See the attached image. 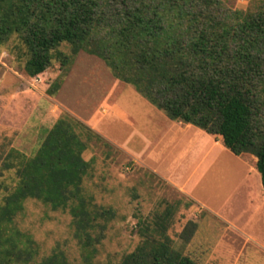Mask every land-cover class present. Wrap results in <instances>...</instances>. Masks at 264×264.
Returning <instances> with one entry per match:
<instances>
[{"label": "trees", "instance_id": "16d2710c", "mask_svg": "<svg viewBox=\"0 0 264 264\" xmlns=\"http://www.w3.org/2000/svg\"><path fill=\"white\" fill-rule=\"evenodd\" d=\"M14 38L32 79L55 62L68 67L81 52L98 57L172 121L221 138L236 156H254L264 187V0L245 10H228L223 0H0V45ZM95 143L111 147L63 114L35 156L8 153L0 170V264H70L57 250L41 258L40 245L17 227L30 200L68 212L87 260L97 254L117 213L85 196L94 168L84 154ZM6 173L14 174L13 187ZM173 215L167 208L141 219V243L116 264H197L174 247Z\"/></svg>", "mask_w": 264, "mask_h": 264}, {"label": "rangeland", "instance_id": "374dc122", "mask_svg": "<svg viewBox=\"0 0 264 264\" xmlns=\"http://www.w3.org/2000/svg\"><path fill=\"white\" fill-rule=\"evenodd\" d=\"M223 2L228 10H245L252 0ZM61 50L71 55L70 46L64 45ZM25 63L23 47L17 38L0 45V170L12 149L28 157L35 156L58 119L63 114L72 116L66 107L70 106L78 116L86 117L87 111L95 116L107 103L106 98L101 100L104 90L103 85L99 86L98 81L103 80L99 74L112 72L96 56L81 52L68 67L55 62L45 74L35 79L26 74ZM126 87V92L118 100L124 101V107L127 106L135 116V121L126 126L124 134L111 126L109 132L121 145H125L130 129L141 132L149 140L148 151L141 158L134 157L121 145L107 140L111 147L95 143L84 154L85 160L92 162L94 168L92 177L84 183L85 196L93 198L98 206L114 209L117 218L109 225L105 239L97 247V254L87 260L75 238L70 214L55 212L37 201H28L16 224L40 245L41 258L57 250L66 255L70 264L120 263L141 243L138 222L172 208L174 215L169 236L174 247L197 264H264V248L253 240L256 236L247 219L264 197V190H260L264 188L257 170V159L252 155L236 156L227 148L217 147L212 136L209 135L211 139L207 142L198 137L195 130L180 128H175L168 135V141H164L167 146L172 140V148L157 157L152 124L158 120V129L164 130L167 127L164 121L169 118L133 86L126 84ZM148 109L155 111L158 119L146 116ZM100 130L104 136H110L103 128ZM132 146L137 152L144 148L138 139L132 142ZM180 164L183 167L178 173L176 170ZM250 170L258 175L257 181L248 179ZM165 178L168 181L176 179L179 185H184L187 193L200 205L193 203L194 206L188 208L192 199L163 180ZM3 180L12 187L16 184L13 173H6ZM214 214H222L230 221ZM192 224H197V228L190 238L194 230ZM255 225L258 237L264 242L261 215Z\"/></svg>", "mask_w": 264, "mask_h": 264}, {"label": "crops", "instance_id": "0c3cea01", "mask_svg": "<svg viewBox=\"0 0 264 264\" xmlns=\"http://www.w3.org/2000/svg\"><path fill=\"white\" fill-rule=\"evenodd\" d=\"M109 74V73H108ZM112 74V73H110ZM107 75L106 73H100L99 77H102V81L101 79L98 81L99 82V86L103 85V93H102V99H107V103L105 104V107L103 108L102 111H100L99 113H97L95 116L92 115V113L88 112L86 113V117H80L78 116V114L76 112H74L73 110H71V108L66 107L68 113L72 114V117L76 118L77 120L81 121L82 123H84L85 125H87L88 127H90L92 130H94L96 133H98L101 137H103L106 141H110L113 142L116 145H121L120 142H117L114 139V134L112 135L111 132H109L108 127H116L117 130H121L124 134L125 129H127L126 126L131 125L132 123H134L135 121V116L133 114H131L129 112V110H127V106L124 107L123 103L124 101H120L118 100V97L122 96L125 92H126V84H124L123 82L119 81L118 79H116L114 77V75ZM100 94H101V90H100ZM101 96V95H100ZM146 100V99H145ZM68 103V102H67ZM69 105V103H68ZM143 106V108H145V105H141ZM146 116H148L149 118L153 119L154 117H157V114L155 113V111H153L152 109H148L146 111ZM158 119V117H157ZM160 119L162 120H166L165 117H161ZM155 120V119H154ZM161 120V121H162ZM170 120V121H169ZM167 119L166 121H164L167 124V127L164 130H159L158 129V120L154 121V129H155V136H154V143L156 146V156L158 157V155H160V153L165 154L166 151L170 150L172 148V140H170L171 142H167V146H164L165 142L164 141H168V135H170L172 132H174L173 130L175 128H180L181 130L184 129V131H188V130H195L198 134V137H202L203 140L205 139L207 142L211 139V135L209 136V134H207L206 132H204L201 129H194L195 126L193 125H188V124H184V123H173L174 121H172L171 119ZM160 122V121H159ZM186 125V126H185ZM106 129H105V128ZM160 127V126H159ZM100 128H103L110 136L106 137L104 136V134H102ZM197 128V127H196ZM129 130V129H128ZM131 133H128V138L127 140L124 142L125 145H121L123 147L124 150H127L131 156L134 157H143V155L146 153V151H148V145H150L148 138L146 137V135H143L138 132H133V129L131 130ZM181 132V131H179ZM134 133V134H133ZM126 134V133H125ZM164 134V135H163ZM111 137V138H110ZM137 137V138H136ZM212 138L215 139V143L217 147H222V148H226L223 144V141L221 138H217L212 136ZM111 139V140H110ZM138 139L139 142H143L144 144V148H142V150L140 152H137V150L135 151V146H132V142ZM115 140V141H114ZM202 140V141H203ZM164 147H163V146ZM197 149V147H196ZM199 149H197V153H199L198 151ZM194 154H196L194 152ZM192 153V155H194ZM161 155V156H162ZM246 155L240 156V157H244ZM194 157V156H193ZM184 162V161H183ZM200 164H202L200 162ZM203 165V164H202ZM201 165V167H202ZM182 164L179 165L178 169L176 170V172H181L182 170ZM180 177V176H179ZM258 175H255L254 171H249L248 172V179L251 181H257ZM166 182L170 183L171 185H173L174 187H176L178 190H180L181 192H183L184 194H186L188 197H190L192 199L193 203H197L199 204V202L190 194L187 193V189L184 185H179L176 182V179L171 181H168L165 179ZM261 182V180L259 181ZM264 188V187H263ZM262 190L264 189H261ZM262 195V194H261ZM200 205V204H199ZM194 206V204H193ZM252 210V209H251ZM261 210V211H260ZM261 212V214H260ZM215 216H218V218L225 220L227 222L230 221V218L228 217H224L222 216V214H214ZM260 215L262 216V219L264 220V197L262 196V199L258 205V207H254L253 208V212L250 213V216H248V221L252 223V231L255 234L256 237L253 238V240H255L260 246H262L264 248V242L262 240H260V238L258 237V228L255 225L256 222L258 221V218L260 217ZM250 218V219H249ZM255 223V224H254ZM256 231V232H255Z\"/></svg>", "mask_w": 264, "mask_h": 264}]
</instances>
